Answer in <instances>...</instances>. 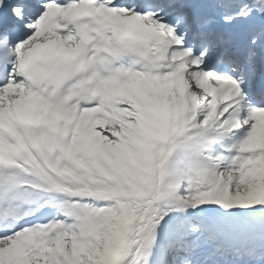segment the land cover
Instances as JSON below:
<instances>
[{"label": "snow or ice", "instance_id": "1", "mask_svg": "<svg viewBox=\"0 0 264 264\" xmlns=\"http://www.w3.org/2000/svg\"><path fill=\"white\" fill-rule=\"evenodd\" d=\"M0 264H264V0H0Z\"/></svg>", "mask_w": 264, "mask_h": 264}]
</instances>
